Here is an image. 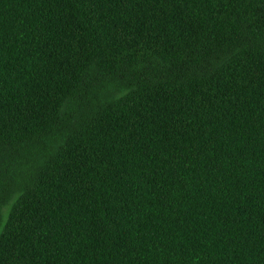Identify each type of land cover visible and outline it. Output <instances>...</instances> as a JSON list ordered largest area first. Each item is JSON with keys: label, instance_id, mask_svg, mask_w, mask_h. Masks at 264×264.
<instances>
[{"label": "trees", "instance_id": "1", "mask_svg": "<svg viewBox=\"0 0 264 264\" xmlns=\"http://www.w3.org/2000/svg\"><path fill=\"white\" fill-rule=\"evenodd\" d=\"M0 264H264V0H0Z\"/></svg>", "mask_w": 264, "mask_h": 264}]
</instances>
